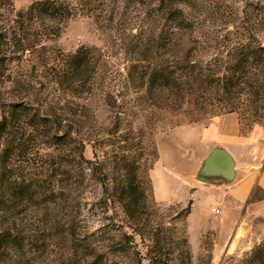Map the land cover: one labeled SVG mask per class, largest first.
Wrapping results in <instances>:
<instances>
[{
    "label": "rangeland",
    "instance_id": "rangeland-1",
    "mask_svg": "<svg viewBox=\"0 0 264 264\" xmlns=\"http://www.w3.org/2000/svg\"><path fill=\"white\" fill-rule=\"evenodd\" d=\"M35 1L0 3V34H6L9 42L4 47L8 60L0 63V163L8 135L21 143L6 169L8 175L18 178V184L10 190L0 179V202L13 194L17 205L8 210L0 203V211L10 219L20 245L13 247L11 238L9 246L0 250V264H139L140 255L142 264H167L151 263V249L164 260H174L169 264H190L186 249L192 264H248L253 251L264 245V206L252 204L264 196L263 190L257 187L250 202L229 210L228 219L211 218L210 225H199V221L190 229L189 183L180 174L204 165L200 157L196 161L192 157L196 133L201 136L200 128L231 113L230 108L239 119L240 135L258 141L262 150L257 155L264 159V61L255 60L251 52L258 43L264 45V0H62L76 9V15L65 23L60 35L43 40L34 52H17L10 39L17 13ZM177 5L184 8L196 31L181 36L184 50L167 51L159 42L178 38L170 16ZM233 25L242 34L215 32L219 27L232 30ZM82 47L95 50L97 71L92 92L79 99L57 88L49 67ZM176 57L188 59L189 69L222 78L203 83L202 97L193 96L178 111H165L146 99L142 79L131 78V74H136L135 68L141 74L150 72L164 61L173 63ZM243 61L246 66L236 70ZM232 73L248 75L249 83L230 84L224 75ZM72 102L91 107L102 126L104 142L100 146L98 136L86 141L84 158L74 149L75 190L68 204L63 191L64 144L53 113H62L61 107ZM11 103L32 109L30 116L12 124L8 134L3 122L13 110ZM47 113H52L51 124L43 118ZM118 117V135H106L116 127ZM130 125L132 138L127 141ZM105 152L109 153V194L96 166L107 158ZM127 153L141 165L140 177L148 195L140 219H131L124 212L119 193L114 191L120 179L114 161H121ZM155 183L163 196L156 193ZM170 190L173 199L165 195ZM207 206L215 215L223 209L218 203L199 204L201 209ZM67 213V222L79 227L75 234L64 226ZM137 228L141 235L134 231ZM131 234L134 238L128 237Z\"/></svg>",
    "mask_w": 264,
    "mask_h": 264
},
{
    "label": "trees",
    "instance_id": "trees-1",
    "mask_svg": "<svg viewBox=\"0 0 264 264\" xmlns=\"http://www.w3.org/2000/svg\"><path fill=\"white\" fill-rule=\"evenodd\" d=\"M11 4L12 0H0V3ZM182 2V1H181ZM75 8L70 4L62 0H37L35 1L26 11H20L17 13L15 19L16 26L12 31V37L14 45L17 52H34L37 50L38 45L43 40L53 39L60 35L63 30L65 23L73 16L76 15ZM170 16L174 20L175 35H178L176 40L170 39V41L161 40L159 45L165 50H184V40L181 36L185 35L188 30L190 32L196 31L195 27L190 23L186 16L184 8L180 6L174 7ZM228 27H219L215 30L216 33L227 31L226 34H242L237 26L233 25L232 30H228ZM180 35V36H179ZM6 34H0V63L2 61L8 60L7 52L4 51V47L8 48L9 42L5 39ZM3 45V46H2ZM255 54V60L264 61V45L258 43L257 46L251 50ZM63 62L59 64L50 65L52 81L57 86L65 92L66 95L77 97L79 99H84L85 95L92 92L93 86L92 81L94 75L97 71V62H95V50L89 47H82L75 53L65 54L63 57ZM248 59H245L247 62ZM186 61V63H185ZM188 59H183L182 57H176L173 61H164L157 65L152 71H146L144 73H139L135 68V73L131 74V78L142 79L143 84L146 86V99L152 100L155 107L165 110V111H178L179 108L193 96H201L202 84L209 82H217L222 78L218 74L207 75L202 69L196 70L194 68H188ZM246 64L244 61L236 66V70L244 68ZM138 72V73H137ZM244 72V71H243ZM135 75V76H134ZM210 76V77H209ZM229 78L230 84L235 83H249L248 75H237L235 73L224 75ZM247 77V78H246ZM201 86V87H200ZM196 103V101H195ZM198 103V102H197ZM12 111L9 116L4 117L3 130H7L10 134L12 124H14L18 119L23 116H30L29 106L23 103H11ZM72 105H74L72 107ZM62 113H53L56 117V121L59 124V132L62 134L58 136L64 144V171L65 175L63 191L67 195L66 201L70 204V198L74 194V169H72V160L74 158L73 151L78 149L80 158H84L83 150L86 141L95 140L92 139L93 136H98L96 142L100 146L103 145L102 129L101 125L97 123V118L91 107L85 103L72 102L68 103L65 107H61ZM229 111H235L234 108H230ZM38 115V114H37ZM52 113H47L43 118L46 120L47 124L52 123L50 119ZM87 121V122H86ZM119 117L115 123V128L113 131L106 132V135L115 136L118 135ZM132 125L129 127V134L125 140H130L133 132ZM7 136L6 147L2 149L1 152V167L0 179L3 184L9 187L8 189L14 190L16 184H18L17 177L8 175L6 169L8 168V161L14 154L15 148L19 149L20 141L16 139H9ZM76 145L73 146V144ZM78 144V147H77ZM133 144H136L133 142ZM134 145L128 147L130 150ZM107 157L97 163L99 166L103 177L100 180L105 186L106 192L109 194V153L105 152ZM5 160V161H4ZM117 167V173H119V178L117 187H114L115 193H119L118 200L121 202L124 212L131 219H140L142 214L145 212L144 209L147 207V190L143 186L140 169L141 165L138 163L134 155L127 153L122 155L121 161L115 159ZM114 172V174H116ZM116 181V177H115ZM25 183V180H23ZM21 192V191H18ZM54 192V191H53ZM16 193V192H15ZM14 193V194H15ZM26 195L25 192L22 193ZM12 195L8 196V200L2 201V205L8 207V210L14 208L15 203L12 200ZM26 198V197H25ZM142 199V200H141ZM142 201V202H141ZM2 209V208H1ZM0 209V210H1ZM0 250H5L7 245L10 243L11 238L12 246L17 247L20 245L18 239L13 234V228L10 223V219H5L6 213L0 211ZM64 226L72 228L70 234H75L79 227L77 225H71L68 221L70 214L65 215ZM139 229H134V231L141 235ZM129 238H134L133 235H129ZM184 241L187 244V238ZM9 246V245H8ZM190 260L191 255L188 249L184 251ZM140 254V253H139ZM141 256V255H140ZM138 258L139 264H142L143 256ZM161 255L157 250L151 249L149 253V260L151 263H173L174 260L167 258V260L162 259ZM248 264H264V245H259L253 254L247 260Z\"/></svg>",
    "mask_w": 264,
    "mask_h": 264
},
{
    "label": "crops",
    "instance_id": "crops-1",
    "mask_svg": "<svg viewBox=\"0 0 264 264\" xmlns=\"http://www.w3.org/2000/svg\"><path fill=\"white\" fill-rule=\"evenodd\" d=\"M199 132L201 136L196 133L192 157L195 161L200 157L199 162L204 165L200 169L186 168L180 174L181 180L189 183L186 190L187 200L192 202L188 217L190 229L193 225L198 226L199 221L202 223L199 225H210L211 218L226 220L229 210L251 201L257 187L264 192V159L257 155L262 145L240 135L239 119L234 112L217 116L213 123L200 128ZM202 156L206 158L202 160ZM155 189L157 194L164 195L159 184L155 183ZM173 192L165 193L166 197L173 199ZM204 202L221 204L223 209L215 215L210 206L199 207ZM252 204L264 206V196Z\"/></svg>",
    "mask_w": 264,
    "mask_h": 264
},
{
    "label": "built area",
    "instance_id": "built-area-1",
    "mask_svg": "<svg viewBox=\"0 0 264 264\" xmlns=\"http://www.w3.org/2000/svg\"><path fill=\"white\" fill-rule=\"evenodd\" d=\"M217 211H219V210H217Z\"/></svg>",
    "mask_w": 264,
    "mask_h": 264
}]
</instances>
